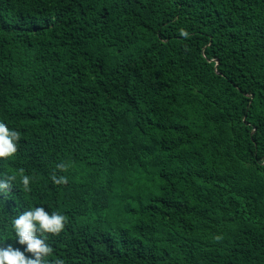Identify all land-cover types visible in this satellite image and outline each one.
<instances>
[{"label": "trees", "instance_id": "1", "mask_svg": "<svg viewBox=\"0 0 264 264\" xmlns=\"http://www.w3.org/2000/svg\"><path fill=\"white\" fill-rule=\"evenodd\" d=\"M0 122V246L42 206L46 264H264V0H0Z\"/></svg>", "mask_w": 264, "mask_h": 264}, {"label": "clouds", "instance_id": "2", "mask_svg": "<svg viewBox=\"0 0 264 264\" xmlns=\"http://www.w3.org/2000/svg\"><path fill=\"white\" fill-rule=\"evenodd\" d=\"M181 35L187 37L189 33L183 29ZM21 140V133L10 129L4 122H0V160L13 157L18 152V143ZM60 172H66L68 165L60 163L56 165ZM23 168L19 169L20 183L25 192L31 191L32 177L24 174ZM17 174L8 175L0 179V192L8 193L11 191L13 182L16 181ZM51 179L56 185H65L68 178L63 175H57L53 172ZM68 218L59 212L45 210L44 207H34L24 211L16 218L12 219L11 225L14 229L18 242L25 245V251L13 247L9 244L7 247L0 246V264H46V257L52 256L54 249L47 243V234L58 236L64 230ZM222 237L217 236L216 240ZM25 252L31 256H26ZM52 264H64V260L56 258Z\"/></svg>", "mask_w": 264, "mask_h": 264}]
</instances>
